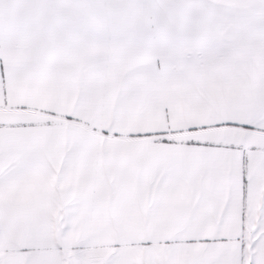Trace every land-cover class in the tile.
<instances>
[{
	"label": "snow or ice",
	"instance_id": "6c2138e0",
	"mask_svg": "<svg viewBox=\"0 0 264 264\" xmlns=\"http://www.w3.org/2000/svg\"><path fill=\"white\" fill-rule=\"evenodd\" d=\"M0 264H264V0H0Z\"/></svg>",
	"mask_w": 264,
	"mask_h": 264
}]
</instances>
